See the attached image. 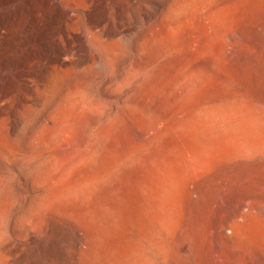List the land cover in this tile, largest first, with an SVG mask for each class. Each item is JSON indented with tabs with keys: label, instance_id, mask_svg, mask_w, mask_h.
Here are the masks:
<instances>
[{
	"label": "rangeland",
	"instance_id": "1",
	"mask_svg": "<svg viewBox=\"0 0 264 264\" xmlns=\"http://www.w3.org/2000/svg\"><path fill=\"white\" fill-rule=\"evenodd\" d=\"M43 10L0 46V264H264V0L108 2L41 60Z\"/></svg>",
	"mask_w": 264,
	"mask_h": 264
},
{
	"label": "bare ground",
	"instance_id": "2",
	"mask_svg": "<svg viewBox=\"0 0 264 264\" xmlns=\"http://www.w3.org/2000/svg\"><path fill=\"white\" fill-rule=\"evenodd\" d=\"M11 1L13 2L14 0H11ZM52 1H54V3H56L57 7L50 9L49 11L47 10L48 11L47 12L46 9H44V7H46V5ZM80 1L83 4H75V5L66 4L65 5L61 0H25L23 3L18 4L15 7V10H13V12H9V11H7V9H8L7 6L9 4V0H0V46L5 47L4 46L5 44H2L1 41H3L4 38L9 33L11 34V32L9 31V28H8L9 23L13 22L12 26L15 29L14 33L15 34L18 33V29L21 27L22 23L25 21L26 14L33 16V18L36 20V23L33 26H29V28H30L29 32H28V36H29V35H31L30 30L31 31L37 30L38 25H40L41 22L43 21L41 11L43 9L45 10V11L43 10L42 14L47 19L45 20V23L44 24L42 23V24L44 27H47L46 28L47 30L43 34L44 35L43 37L42 36L40 37V35H38V37H37L38 41L43 42L44 40H47L48 38H50L52 36V34L58 28L65 27L68 24V22H71L73 20L87 21V20L91 19L92 12L94 11V9L96 10L99 5L105 4L108 2H118V0H80ZM83 9L86 10L87 12H83ZM2 10H4V11H2ZM33 33H35V32H33ZM35 36H37V35L35 34ZM66 37H67V35H66ZM67 39L68 40L70 39L69 35H68ZM10 41L11 40H9L8 42H10ZM45 43H46V41H44L41 44L42 45V50L40 52L42 54V57L40 58L41 60L45 59L49 53V50H46ZM70 45H71L70 42H68V46H70ZM33 48H34V45H33ZM39 49H41V47ZM67 51H68L67 48L62 49V51L60 52V55L62 53H66ZM9 53L10 52L7 50V48H4V50L0 51V59L5 57V56L7 57L9 55ZM30 55H34V53H31ZM29 59H32V56ZM32 60H34V59H32ZM27 61H30V60L25 59V62L29 64V62H27ZM0 97H2V96L0 95Z\"/></svg>",
	"mask_w": 264,
	"mask_h": 264
}]
</instances>
